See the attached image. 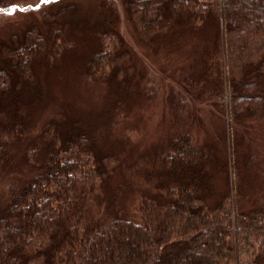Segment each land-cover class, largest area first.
Returning <instances> with one entry per match:
<instances>
[{
	"label": "trees",
	"instance_id": "1",
	"mask_svg": "<svg viewBox=\"0 0 264 264\" xmlns=\"http://www.w3.org/2000/svg\"><path fill=\"white\" fill-rule=\"evenodd\" d=\"M100 4L107 26L49 15L46 34L29 27L1 48L0 179L19 168L15 148H23L24 171L4 178L0 264H264V195L255 191L252 207L243 206L247 176L254 171L264 184V157L231 125L264 123V0ZM121 19L138 43L162 41L178 51L183 88L214 104L225 94L226 127L204 140L171 128L166 142L128 163L126 151L112 154L105 144L118 111L94 124L91 116L71 121L56 112L39 130L31 126L26 87L54 58L80 68L87 83L112 88L128 57L113 27Z\"/></svg>",
	"mask_w": 264,
	"mask_h": 264
},
{
	"label": "rangeland",
	"instance_id": "2",
	"mask_svg": "<svg viewBox=\"0 0 264 264\" xmlns=\"http://www.w3.org/2000/svg\"><path fill=\"white\" fill-rule=\"evenodd\" d=\"M103 1L11 0L8 6L1 5L0 1V57L1 48L10 46L14 41H21L24 31L29 27L36 26L46 34L44 22H49L46 18L49 15L62 22L71 21V25L83 21L87 26L97 23L107 26L109 16L108 12L102 10L104 8L100 3ZM43 14L47 15L43 17ZM113 27L119 31L122 39V45L118 46L119 53L126 50L128 57L123 58L121 68L125 69L124 73L116 76L112 88L109 85L87 83L83 74H78L80 68L75 69L68 63L60 65L54 58L50 68L47 69L46 65L39 68L35 75L36 82L26 87L23 96L29 107L26 120L31 121L32 127L39 130L56 112L65 113L71 121L75 117L84 120L86 116H91L89 120L94 124L96 116L100 117L104 112L112 116L118 111L115 124L107 120L116 127L105 144L109 153L126 151V161L130 163L134 157L154 145L166 142L171 128L189 132L196 140H204L214 136V129L227 126L229 119L225 94L221 101L214 104L183 88L176 74V70L183 69V62L174 47L164 45L162 41L147 45L138 43L133 31L123 20L117 21ZM171 53L174 57L165 59ZM109 70L105 69L107 73ZM128 77L130 79L127 82ZM117 102L119 105L115 106ZM231 125L244 133L250 149L259 152L261 158L264 157V123L241 118L238 121L232 120ZM226 137L228 145L233 139L232 134L227 132ZM22 150V147L15 148L12 152L13 162L19 168L9 169L0 179V204L4 178L23 174L24 168L20 166ZM247 177L245 186L248 200L243 203L245 209L252 207V199L257 193L264 195L261 177L254 171ZM119 180V176L114 179L115 182ZM224 186V178L217 179L218 190H223ZM133 199L134 196L129 195L126 205L131 204Z\"/></svg>",
	"mask_w": 264,
	"mask_h": 264
}]
</instances>
